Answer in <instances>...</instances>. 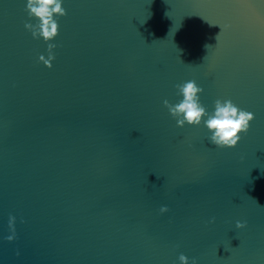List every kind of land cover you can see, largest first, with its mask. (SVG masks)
Wrapping results in <instances>:
<instances>
[{"label":"water","instance_id":"water-1","mask_svg":"<svg viewBox=\"0 0 264 264\" xmlns=\"http://www.w3.org/2000/svg\"><path fill=\"white\" fill-rule=\"evenodd\" d=\"M63 7L47 68L26 0H0V264H264V0ZM190 79L254 113L235 147L177 127Z\"/></svg>","mask_w":264,"mask_h":264},{"label":"clouds","instance_id":"clouds-1","mask_svg":"<svg viewBox=\"0 0 264 264\" xmlns=\"http://www.w3.org/2000/svg\"><path fill=\"white\" fill-rule=\"evenodd\" d=\"M64 0H26V11L30 18H36L35 23L26 22L25 28L31 32L34 39H43L46 43V54L40 53L37 62L47 68L53 67L56 59L53 43L59 34L58 17L67 15L63 7ZM177 96L182 97L177 103H171L167 99L163 101L169 114L175 119L177 127L200 126L203 124L208 130L207 139L216 147L233 148L241 140L242 133L250 129V122L254 119V113L239 107L232 99H216L211 111L201 102L200 94L204 89L194 79L186 80L175 85ZM168 206L162 205L161 213L167 212ZM16 216L9 214L8 229L10 234L4 237L7 241L16 239ZM215 217L210 222H214ZM23 223V219H21ZM246 221L237 220L236 228H244ZM19 255V251L16 253ZM180 264H198L195 257H188L184 253L178 256Z\"/></svg>","mask_w":264,"mask_h":264}]
</instances>
